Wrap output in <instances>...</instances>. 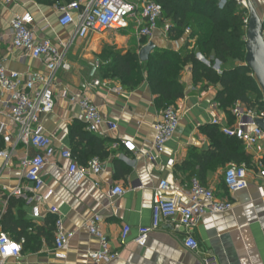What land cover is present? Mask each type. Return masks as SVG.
Segmentation results:
<instances>
[{"label": "crops", "instance_id": "crops-1", "mask_svg": "<svg viewBox=\"0 0 264 264\" xmlns=\"http://www.w3.org/2000/svg\"><path fill=\"white\" fill-rule=\"evenodd\" d=\"M236 1L246 9L251 2L264 20V0ZM73 2L84 6L87 0H50L43 3L14 0L11 4L0 0V65L8 72L24 75L48 73L42 60L27 57L12 46L9 31L13 15L31 13L35 20L34 32L39 39L50 40L59 49L60 43L68 45L65 54L68 69H60L55 74L56 107L52 113L41 118L45 132L53 139L55 147L58 150H71L79 166L89 163L86 151L91 144L71 135V128L76 122L85 125L80 108L70 103L71 95L89 98L103 118L118 128L110 130L107 125H102L98 134L91 133L98 139L107 140L106 157L103 160L98 157L104 165V171L98 177L91 176L76 183L68 174L70 162L59 154L52 159L42 172L44 186L40 194L51 190L54 195L41 206L43 218L35 219L32 204L27 201L32 195L26 192V197H16L13 192L29 186L22 161L35 157L38 152L17 141L18 132L12 124L11 110L0 87V129L4 125L0 145L3 146L2 150L8 149L12 153L8 163L0 165V214L3 220L9 208V198L14 197L20 200L13 208L14 219L18 220L21 213L26 220L33 221L31 228L27 229V236L25 234L21 240V259L12 260L10 264H94L88 253L99 250L100 243L90 235L87 224L95 215L103 217L101 229L108 236L111 250L119 255L116 260L106 264H204L206 257H213L218 264H264V180L259 176L260 167L264 168V143L255 148L244 146L253 159V167H246L250 183L248 189L234 195L228 193L224 176L230 164L216 172H209L204 187L212 189L218 199L231 201L233 209L219 214L207 213L202 217L194 233L200 245L199 251L187 250L184 232L173 231L167 224L151 233L146 247L135 243L138 229L152 224L153 189L161 181L165 180L171 185L169 196L176 193L182 202H188L194 178L190 179L189 173L180 167L195 150L209 149V111L212 108L217 110L229 124L237 120L233 111L228 116L215 101L221 87L212 85L202 90L201 84H194L192 66L188 65L180 78L185 87V97L173 105L180 112L179 128L164 153L155 162L149 161L148 155L153 151L155 138L154 126L165 109L158 106L157 96L146 80L136 89L126 90L118 78L105 70L104 65L110 55L139 54L149 42H154L159 51L170 49L181 52L190 41L191 32H186L182 39L171 40L164 30L167 22L162 20L151 39H140L137 23L132 20L128 27L118 31L92 33L87 38L76 37L74 25L62 27L59 24L57 9L58 5ZM73 14L77 18V12ZM199 55L202 56L198 52ZM102 60L106 62L100 64ZM96 82H100V85H95ZM85 131L89 132L86 127ZM5 136L11 138L9 143H5ZM127 140L137 145L136 154L129 153L123 147L122 142ZM118 187L124 189L125 194L111 199L110 192ZM51 206L58 209L65 231L73 233L64 252L66 259L56 258L57 216L50 214ZM2 220L0 231L6 233ZM48 221H53L54 226L49 225ZM125 226L131 227V232L127 241L122 243Z\"/></svg>", "mask_w": 264, "mask_h": 264}, {"label": "built area", "instance_id": "built-area-1", "mask_svg": "<svg viewBox=\"0 0 264 264\" xmlns=\"http://www.w3.org/2000/svg\"><path fill=\"white\" fill-rule=\"evenodd\" d=\"M219 7L223 9L229 0H218ZM14 0H6V4ZM60 14L59 24L62 27L75 26L76 37L87 38L92 33H105L118 31L129 26V22L135 20L137 23V35L140 39H151L159 28L162 21L163 9L154 0H87L84 6L79 2L67 5H58ZM140 9L142 10L140 12ZM77 12V18L74 17ZM34 17L29 12L15 13L10 21V38L12 46L18 51L25 53V56L42 60L48 73H31L24 75L19 72H8L0 65V87L6 96V105L10 108L12 124L18 132L17 141L27 147L37 150L38 154L27 157L22 161V167L26 174L28 187L17 188L13 194L16 197H28L27 201L32 204V216L35 219H42L41 206L47 204L53 197L54 192L48 191L41 195L40 191L44 186L42 172L46 169L52 159L59 154L63 159L70 162L68 174L74 182L80 183L91 176H100L104 171L103 162L94 158L86 166H79L74 159L71 150H58L53 139L48 136L42 125L43 115L52 113L56 107L55 102V74L60 69H68L65 60L67 50L66 43H60L61 49L55 46L50 40L39 39L34 32ZM171 29V24L166 23V33ZM198 58L207 66H212L218 75H223L224 64L214 57L205 59L199 55ZM95 85H100L96 82ZM70 103L78 106L81 110L83 121L90 133L98 134L102 125H107L110 130H116L118 126L105 120L97 106L85 96L69 97ZM236 118L234 125L218 114L217 110L209 111L211 125L220 128V131L228 138H234L243 143L246 148H255L264 143V131L255 123L258 119H264V111L258 109L249 110L246 107L237 105L233 110ZM181 121L180 112L175 106H168L162 113L161 119L154 126L153 151L148 155L151 162H155L159 155L163 154L167 144L173 139ZM1 126L0 133L3 132ZM5 143L11 138L4 137ZM123 147L129 153L138 152L137 145L132 140L122 142ZM12 153L8 149L0 151V165L8 163ZM259 176L264 180V168L261 166ZM224 185L230 195L249 188L248 170L245 166L230 164L224 176ZM2 187L0 186V191ZM172 192L171 185L163 180L153 189V219L149 227H140L135 243L140 247H146L151 233L162 228L163 224L170 225L173 231H183L186 235L184 246L187 250L197 252L200 245L194 233L204 215L207 213L219 214L231 211L233 203L228 200L218 199L212 189L203 187L194 178L191 182L189 199L187 203L182 202L178 194L169 196ZM125 194L121 187L114 188L110 192V198L114 199ZM35 202V203H34ZM50 214L57 216L55 231L56 258L66 259L64 253L68 248V242L73 233H67L64 229L63 219L59 216L56 207L51 206ZM2 214H0V222ZM103 217L95 215L92 217L87 228L91 236L99 240L100 248L97 251L88 253L89 259L94 264L110 263L118 258L110 248L108 236L102 231L101 224ZM131 227L125 226L122 231V243L128 239ZM23 253L22 244L12 239L7 233L0 231V264H10L12 260H20ZM204 264H218L213 257L204 258Z\"/></svg>", "mask_w": 264, "mask_h": 264}, {"label": "trees", "instance_id": "trees-1", "mask_svg": "<svg viewBox=\"0 0 264 264\" xmlns=\"http://www.w3.org/2000/svg\"><path fill=\"white\" fill-rule=\"evenodd\" d=\"M36 1L43 3L50 0ZM155 2L162 6V20L171 24L168 32L171 40L182 39L186 32H191L186 47L181 52L156 49L146 63H141L137 53L112 54L104 65L105 70L118 78L123 88L129 91L146 80L153 94L157 96L158 106L166 109L185 97V87L180 78L185 67L191 65L195 85L201 84L202 90L212 85L221 87L215 101L228 116L239 104L249 110L264 111V95L253 71L246 66L248 9L236 0H229L223 9L219 7L218 0ZM145 42L146 40L143 41ZM198 52L205 59L214 57L222 62L226 66L223 75L220 76L213 70L214 61L211 66L201 61L197 56ZM234 124V121L230 122V125ZM85 125L76 122L71 128L72 137L79 136L91 144L86 151L89 161L96 157L103 160L107 155V140L98 139L86 132ZM207 134L211 141L209 149L195 150L180 167L189 173L190 179L196 178L204 187L209 172H216L228 164L253 167V159L241 141L226 137L219 127L213 125L207 129ZM2 148L0 145V150ZM18 203L20 200L17 198H9V208L3 217L2 226L6 233L9 232L15 241L21 243L33 221L26 220L21 213L18 220L14 219L13 208ZM48 224L54 226L53 221H48Z\"/></svg>", "mask_w": 264, "mask_h": 264}, {"label": "water", "instance_id": "water-1", "mask_svg": "<svg viewBox=\"0 0 264 264\" xmlns=\"http://www.w3.org/2000/svg\"><path fill=\"white\" fill-rule=\"evenodd\" d=\"M247 9L249 16L246 34V66L253 71L264 95V20L251 2L248 3ZM156 49L154 42H149L142 47L138 54L141 63L148 62ZM255 123L264 131V119H258Z\"/></svg>", "mask_w": 264, "mask_h": 264}, {"label": "rangeland", "instance_id": "rangeland-1", "mask_svg": "<svg viewBox=\"0 0 264 264\" xmlns=\"http://www.w3.org/2000/svg\"><path fill=\"white\" fill-rule=\"evenodd\" d=\"M246 15H247V17H248V16H249V12H247ZM105 62H106V60H104V61L102 60V61H100V64H101V63H105ZM225 67H226V66H225Z\"/></svg>", "mask_w": 264, "mask_h": 264}]
</instances>
